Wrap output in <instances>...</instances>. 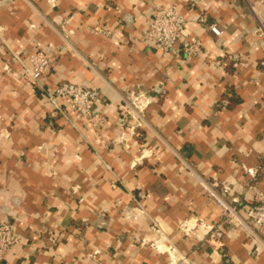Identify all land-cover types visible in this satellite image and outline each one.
<instances>
[{"label":"crops","instance_id":"crops-1","mask_svg":"<svg viewBox=\"0 0 264 264\" xmlns=\"http://www.w3.org/2000/svg\"><path fill=\"white\" fill-rule=\"evenodd\" d=\"M171 4L185 29L162 51L146 31ZM262 24L264 0H0V218L20 238L1 264H264L263 233L206 234L222 209L199 179L230 198L256 168L264 190ZM194 38L204 54L185 51ZM38 51L46 87L100 91V130L23 76Z\"/></svg>","mask_w":264,"mask_h":264},{"label":"built area","instance_id":"built-area-1","mask_svg":"<svg viewBox=\"0 0 264 264\" xmlns=\"http://www.w3.org/2000/svg\"><path fill=\"white\" fill-rule=\"evenodd\" d=\"M186 20L179 12L175 4L158 5L153 11L152 18L149 21L146 31V40L161 49L162 51H172L177 41L183 36ZM260 29L264 33V25ZM212 32L221 35L222 30L214 24L211 26ZM185 51L189 55L204 54V45L201 40L190 39L185 46ZM16 58L20 59L19 55ZM53 64V58L48 53L38 51L29 55V64L25 65L23 76L31 79L37 85L45 102L62 110L63 105L79 113L84 122L90 124L97 130H100L105 124V114L98 108L101 101V93L95 87L80 85L71 81L59 83L54 88H48L44 85L46 73ZM264 67V59L261 61ZM132 98H131V97ZM121 102L125 112L130 115L135 125H142L145 121L143 106L146 97L143 93L131 92L127 96L121 97ZM256 168H247V173L251 176L245 186L240 187L238 191L231 193L227 198L223 192H230L229 187H223L222 191L215 185H211L204 179H200L201 184L207 192L216 200L222 209V222L217 225H204L206 234L210 238L217 239L222 236L226 229L234 226L242 227L249 236L259 239L260 233L264 236V190H261L255 184L258 178ZM252 191L253 199L248 201L247 194ZM20 243V238L16 233L15 221L11 218H0V264L6 255ZM184 264H188V259L183 258Z\"/></svg>","mask_w":264,"mask_h":264}]
</instances>
